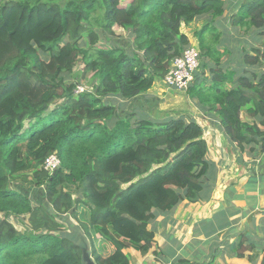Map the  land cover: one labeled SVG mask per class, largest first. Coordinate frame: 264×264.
<instances>
[{
    "label": "trees",
    "instance_id": "obj_1",
    "mask_svg": "<svg viewBox=\"0 0 264 264\" xmlns=\"http://www.w3.org/2000/svg\"><path fill=\"white\" fill-rule=\"evenodd\" d=\"M244 2L242 18L263 28L264 0ZM224 8V0H0V264H85L82 237L95 264H129L123 250L152 247L157 213L212 190L217 168L202 127L188 115L153 118L136 103L189 46L181 25ZM114 26L127 37L94 46L93 27L114 35ZM206 29L196 33L206 65L185 91L240 155L262 162L264 72L224 71ZM86 34L92 44L82 47ZM79 78L94 80L91 90ZM54 153L60 165L48 172ZM65 215L77 233L65 230ZM95 242L110 245L106 256Z\"/></svg>",
    "mask_w": 264,
    "mask_h": 264
},
{
    "label": "crops",
    "instance_id": "obj_2",
    "mask_svg": "<svg viewBox=\"0 0 264 264\" xmlns=\"http://www.w3.org/2000/svg\"><path fill=\"white\" fill-rule=\"evenodd\" d=\"M244 1L224 0L220 17L204 15L181 25L189 45L198 50L196 33L207 27L204 41L222 54L223 70H234L237 75L244 69L246 75L251 71L264 72V27L250 26L249 17L242 18ZM245 54L258 56L260 61L256 65L244 64ZM202 61L204 67L207 61ZM172 96L179 98L175 103H182L180 113L192 117L202 127L208 159L217 168L216 179L212 190L203 194L202 199H184L171 212L157 213L148 226L154 233L152 247L146 253L132 247L123 250L129 264H260L264 247V172L258 170L259 159L253 160L245 152L240 155L185 90L168 88L163 79L154 81L136 104L144 112L151 108L149 114L153 118L166 119L174 115L159 105L173 100ZM113 99L117 106H122L117 103L119 98H110Z\"/></svg>",
    "mask_w": 264,
    "mask_h": 264
},
{
    "label": "rangeland",
    "instance_id": "obj_3",
    "mask_svg": "<svg viewBox=\"0 0 264 264\" xmlns=\"http://www.w3.org/2000/svg\"><path fill=\"white\" fill-rule=\"evenodd\" d=\"M4 1H6V0H4ZM122 5V4H121ZM93 29L98 33V40H97V42H96V44L94 45V46H96V47H101V46H105V45H108V43L109 44H114L115 43V41L116 40H118V38H120V37H123V38H126L127 37V34L123 31V30H121V28L120 27H117V26H114L113 27V31H114V35H108L107 33H104V30H102V29H98V28H96V27H93ZM88 34H86L85 35V37H83L82 38V42H81V46L82 47H86V46H89V45H91L92 43H90L89 42V38H88V36H87ZM87 44H89V45H87ZM80 57V56H79ZM79 57H78V61H77V63L75 64V67L73 68V70H72V74H79V76H80V72H81V70L83 69V66H84V64L81 62V61H79L80 59H79ZM44 58V57H43ZM88 76H89V74H88ZM68 79H70V77L68 78L67 77V80ZM80 79V78H79ZM81 80V82H82V84H83V86L82 87H84L85 89L86 88H88L89 90H91V85H92V83H94L95 81L94 80H90V81H88V83H84L83 81H82V79H80ZM80 88H81V86H80ZM172 99L173 100H169V101H167V102H163L161 105H159V106H161V107H163V108H168V109H165V110H167V111H170L171 112V115H174V116H172V117H175V116H179V115H183L184 116V114L183 113H180L181 112V107H182V103H175L174 101H175V99H176V97H173L172 96ZM177 100H179V98H177L176 99V101ZM53 108V105H51L50 106V109L49 110H51ZM126 109V108H125ZM124 109V110H125ZM151 109V108H150ZM149 109V112H152V110H150ZM140 111V109H138L137 108V112H139ZM149 112H145L146 114H148L149 116H151L150 114H149ZM177 113H179V115L177 114ZM244 113V112H243ZM152 114H154V113H152ZM158 115V114H157ZM152 117V116H151ZM262 162H259V164H258V166L261 164ZM253 168V170H255L256 169V167H257V163H256V165L255 166H252ZM37 193V192H36ZM0 217H1V213H0ZM64 218H66V219H64ZM10 220H14V218H10ZM59 220L63 223V226H64V228H65V230L66 231H69L70 233H71V231H74V228H75V226H76V222L71 218V217H67L66 215L65 216H63L62 218H60L59 217ZM24 221V220H23ZM15 222H16V220H15ZM15 225H16V228H17V230H19V231H24L23 229H24V227H25V222L23 223V224H21V223H15ZM74 232H78L77 230H75ZM81 236V235H80ZM82 240H83V244H84V246H87V241H85L84 239H83V237H82ZM97 241V240H96ZM102 245H104V244H102ZM95 246H96V250H97V252H99L101 255H103V256H106L107 254H108V252L110 251V245L109 244H106L104 247L103 246H101V243H97V242H95ZM88 249H89V246H88Z\"/></svg>",
    "mask_w": 264,
    "mask_h": 264
},
{
    "label": "built area",
    "instance_id": "obj_4",
    "mask_svg": "<svg viewBox=\"0 0 264 264\" xmlns=\"http://www.w3.org/2000/svg\"><path fill=\"white\" fill-rule=\"evenodd\" d=\"M200 63V51L197 47H186L180 56L176 57L171 67L163 77V81L168 88L184 91L187 89L195 71ZM60 165V160L56 153L49 155L43 164V168L51 172Z\"/></svg>",
    "mask_w": 264,
    "mask_h": 264
},
{
    "label": "water",
    "instance_id": "obj_5",
    "mask_svg": "<svg viewBox=\"0 0 264 264\" xmlns=\"http://www.w3.org/2000/svg\"><path fill=\"white\" fill-rule=\"evenodd\" d=\"M204 65V62L200 60L199 67H202ZM258 170H261L264 172V159L262 163L258 166ZM83 257H84V263L85 264H95L92 260V258L87 253V246L83 247Z\"/></svg>",
    "mask_w": 264,
    "mask_h": 264
}]
</instances>
